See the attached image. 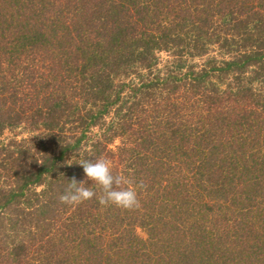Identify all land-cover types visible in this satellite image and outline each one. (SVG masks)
Returning a JSON list of instances; mask_svg holds the SVG:
<instances>
[{
  "label": "trees",
  "instance_id": "obj_1",
  "mask_svg": "<svg viewBox=\"0 0 264 264\" xmlns=\"http://www.w3.org/2000/svg\"><path fill=\"white\" fill-rule=\"evenodd\" d=\"M0 264H264V0H0Z\"/></svg>",
  "mask_w": 264,
  "mask_h": 264
},
{
  "label": "clouds",
  "instance_id": "obj_2",
  "mask_svg": "<svg viewBox=\"0 0 264 264\" xmlns=\"http://www.w3.org/2000/svg\"><path fill=\"white\" fill-rule=\"evenodd\" d=\"M78 164L83 167L87 179L77 181L73 176L58 197L60 203L78 205L96 198L101 205H113L124 210H135L141 206L139 193L133 187L134 181L114 173L110 161L103 156L96 159L81 158ZM89 181L96 185L98 191L86 186ZM140 186L143 187V184Z\"/></svg>",
  "mask_w": 264,
  "mask_h": 264
}]
</instances>
